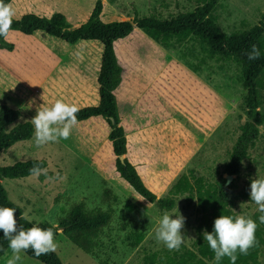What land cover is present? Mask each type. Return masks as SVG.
I'll return each instance as SVG.
<instances>
[{"label":"rangeland","instance_id":"obj_1","mask_svg":"<svg viewBox=\"0 0 264 264\" xmlns=\"http://www.w3.org/2000/svg\"><path fill=\"white\" fill-rule=\"evenodd\" d=\"M97 2L104 23L132 21L135 15L170 20L197 6L196 0H11L9 4L15 13L13 20L27 15L60 16L71 29H77L88 21ZM220 5L217 25L225 35L257 25L264 12V0H220ZM5 43L12 49L0 48V107L20 114L9 129L24 123L33 126L36 112L57 100L78 109L97 106L99 43L69 45L40 32L31 36L10 32ZM114 50L123 69L122 82L114 93L122 117L119 127L126 139L123 159L134 167L144 186L160 199L182 175L209 182L225 178L222 165L245 121L239 68L220 58L206 59L193 39L180 49L165 50L137 29L114 43ZM189 65L198 71L194 73ZM260 103V137L234 181L235 191L247 195L236 203L234 212L250 219L260 212L249 196L250 183L264 179V89ZM110 131L105 120L93 118L73 125L68 139L37 147L34 129L30 140L0 154V167L30 160L46 163L47 174L39 178L1 181L8 200L29 222L57 226L77 204L87 211L111 210L110 224L100 235L94 256L76 248L58 230L56 249L51 252L61 264H141L146 254L168 250L155 238L163 214L141 200L116 170ZM167 213L170 218L177 214L185 218L182 244L190 247L195 208L186 209L180 197ZM135 233L142 239L132 248L129 243ZM12 255L8 247L0 264H7ZM19 256L17 264H41L22 251ZM258 264H264V245Z\"/></svg>","mask_w":264,"mask_h":264},{"label":"trees","instance_id":"obj_2","mask_svg":"<svg viewBox=\"0 0 264 264\" xmlns=\"http://www.w3.org/2000/svg\"><path fill=\"white\" fill-rule=\"evenodd\" d=\"M11 0H6L10 3ZM196 8L187 13H178L170 20H162L157 16L138 18L132 21H113L104 23L100 20L102 7L99 2L94 7L87 22L77 29H71L64 17L56 16L50 19L33 15L23 16L13 20L12 31L24 36H31L35 32L44 33L49 37L61 40L69 45L79 42H95L102 46L101 65L97 77L98 104L95 107L79 109L77 120L84 122L93 118L105 120L110 128L108 140L116 157L115 166L120 177L128 186L147 203L155 205L160 214L174 209L176 201L184 197L185 208H195L197 214L194 228V240L190 247L181 245L179 250H163L146 254L141 264H230L227 257L216 261L213 251L204 240L203 233L211 232L214 219L220 215L236 217L234 212L236 203L246 199L247 195L235 191L234 181L240 173L242 163L247 159L251 150L260 137L259 128L263 125V116L259 111L260 91L264 89V12L258 24L246 29L242 28L229 35L222 33L217 25L216 12L220 8V0H196ZM134 29L141 31L148 38L165 50L180 49L190 39L195 40L200 52L208 60L223 59L234 63L240 70V84L245 92L242 100L244 123L240 126L237 137L228 160L222 165V174L232 176L233 180L226 185V177L209 182L201 177L192 175L180 176L164 198L158 199L142 183L134 167L126 159V139L119 127L120 114L117 111L115 91L122 82L123 69L120 66L114 50V43L130 36ZM9 32V33H10ZM6 37H0V48L12 49L5 43ZM259 50L257 59H248L252 46ZM194 73L197 67L189 65ZM126 115V113H123ZM20 117L18 111L7 106L0 107V154L14 145L32 138L34 128L30 123H24L9 129ZM46 168V163L40 160H30L16 163L13 166L0 167V207L15 208L14 218L18 228L27 230L33 226L41 229H52L54 237L58 230L76 248L88 255H95L98 241L103 230L108 227L112 218L111 210L87 211L82 204L74 205L67 213L66 219L57 226L48 223L35 225L23 216L22 210L12 204L1 185L3 180H18L32 176L33 167ZM261 212L255 213L252 220L256 222L254 233L255 243L246 255L236 253L235 264H258V256L264 245V223L259 220ZM141 235L134 234L129 244L132 248L139 246ZM9 247L8 240L0 232V258ZM22 252L30 259L41 264H61L57 256L48 252L36 256L33 250Z\"/></svg>","mask_w":264,"mask_h":264},{"label":"clouds","instance_id":"obj_3","mask_svg":"<svg viewBox=\"0 0 264 264\" xmlns=\"http://www.w3.org/2000/svg\"><path fill=\"white\" fill-rule=\"evenodd\" d=\"M14 14L11 5L6 3V0H0V37H6L13 30ZM259 56V50L253 45L252 51L248 53V59H257ZM78 111L75 104H68L62 100H57L51 107H44L37 111L31 119L35 129L36 146L68 139L72 126L78 123ZM30 174L39 178L41 174H47V169L36 166L30 169ZM249 196L261 212L259 220L264 223V179L251 181ZM15 211V208L0 207V231L3 233V238L8 240L9 248L13 253L7 260V264H17L20 260L19 253L29 248L36 256L55 251L56 243L52 229H41L37 226L27 230L18 228L17 220L14 218ZM176 213H178L177 209ZM171 216L165 210L155 232L157 241L162 242L170 251L179 250L184 241L181 230L185 219L180 214L175 215V218H170ZM256 227V222L250 218L220 215L214 219L212 231L204 232L203 237L213 251L216 261L227 257L230 264H235L236 253L246 255L254 245Z\"/></svg>","mask_w":264,"mask_h":264},{"label":"water","instance_id":"obj_4","mask_svg":"<svg viewBox=\"0 0 264 264\" xmlns=\"http://www.w3.org/2000/svg\"><path fill=\"white\" fill-rule=\"evenodd\" d=\"M120 160H123V157H120ZM233 180L232 176H226V185H229Z\"/></svg>","mask_w":264,"mask_h":264},{"label":"crops","instance_id":"obj_5","mask_svg":"<svg viewBox=\"0 0 264 264\" xmlns=\"http://www.w3.org/2000/svg\"><path fill=\"white\" fill-rule=\"evenodd\" d=\"M6 253V252H5Z\"/></svg>","mask_w":264,"mask_h":264}]
</instances>
